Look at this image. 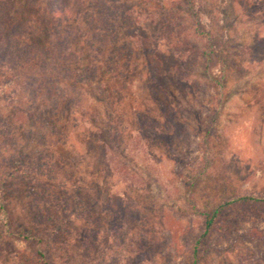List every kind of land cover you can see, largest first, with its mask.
<instances>
[{"label": "rangeland", "instance_id": "rangeland-1", "mask_svg": "<svg viewBox=\"0 0 264 264\" xmlns=\"http://www.w3.org/2000/svg\"><path fill=\"white\" fill-rule=\"evenodd\" d=\"M126 1L137 20L129 28L130 37L175 56L167 65L173 61L180 71H173L176 80L168 76L170 116L177 119L164 122L163 109L146 89L145 56L137 51L138 69H132L133 82L122 91L124 105L112 106L113 119L126 118L120 138H112L108 147L114 171L106 178L110 172L100 153L83 140L82 129L99 127L104 116L103 108L85 97L74 134L79 142L66 146L67 152L76 150L72 157L77 155L78 162L85 160V171L91 161L88 172H80L87 187L85 204L61 209L56 216L61 214L64 224L58 222L55 230L50 219L27 215L25 191L4 192L13 218L0 205V264H190L197 240H205L198 244L199 264H264L261 206L224 209L211 233L203 235L206 217L222 204L264 196V0ZM164 18L166 27L183 29L157 44ZM195 19L208 34L196 33ZM205 49L214 53L207 62ZM7 103L0 97L4 111L11 106ZM88 106L94 110L89 112ZM149 111L161 125L141 129L133 118ZM132 127L141 134H133ZM69 130L73 135V128ZM25 145L27 151L35 147L32 142ZM118 163L124 167L116 168ZM109 188L111 207L117 212L123 203L114 217L104 202ZM123 193L121 203L116 198ZM135 207L139 217L132 214ZM227 221L232 227H226Z\"/></svg>", "mask_w": 264, "mask_h": 264}, {"label": "trees", "instance_id": "trees-1", "mask_svg": "<svg viewBox=\"0 0 264 264\" xmlns=\"http://www.w3.org/2000/svg\"><path fill=\"white\" fill-rule=\"evenodd\" d=\"M132 9L126 0H0V97L11 105L7 111L0 106V205L5 213L10 202L7 195L25 191L30 200L27 215L30 218L34 215L36 220L37 217L48 218L54 229L59 230L55 227L58 222L64 224V217L56 214L68 209L71 203L76 208L85 204L87 187L80 172L87 173L92 167L91 161H87L85 171V160L78 162L77 155L72 157L76 150L67 152V147H75L79 142L74 134L80 128L79 116L85 97L104 110L99 127H85L81 133L83 140L100 153V162L110 172L106 174L109 178L114 168L108 147L112 138H120L121 125L126 121L122 115L113 119L112 106L124 105L122 91L133 82L129 79L132 80V69H138V66L134 68L137 51L145 56L142 66L147 78L146 89L163 109L164 122L177 119L170 116L173 111L168 76L176 80L173 71H180L173 61L167 65L175 56L161 52L159 45L139 43L137 37H130L129 28L137 21L132 19ZM162 21L163 31L157 35V44L160 38H171L174 31L179 34L183 29L166 27L165 18ZM195 22L196 33L208 34L199 29L198 20ZM167 34L171 36L165 37ZM202 56L207 62L214 53L205 49ZM88 108L89 112L94 110ZM146 113L149 115H136L133 122L141 129L144 126L156 129L161 125L151 111ZM69 127L73 128V135L72 131H67ZM141 129L130 128L138 136ZM25 141L35 147L27 151ZM121 151L124 160L127 148ZM118 167L124 164L118 163ZM94 175L93 171L91 176ZM110 189L106 190L104 202L110 205V215L114 217L120 213L125 194L116 198L122 203H118L116 212L111 207ZM236 204L261 206L264 214V196L233 199L206 217L204 237L211 233L223 210L233 209ZM137 209L133 208L134 217H139ZM6 215L12 220L11 213L12 217ZM225 225L232 227L233 222L227 221ZM27 233L29 231L15 234ZM204 242L196 241L190 264H199L198 244ZM40 255L45 257L43 252ZM43 262L50 264L47 260Z\"/></svg>", "mask_w": 264, "mask_h": 264}]
</instances>
